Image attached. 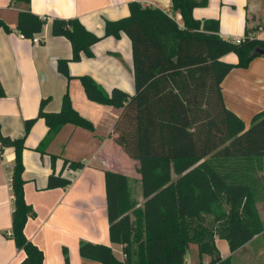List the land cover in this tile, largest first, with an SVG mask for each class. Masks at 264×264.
<instances>
[{"label":"trees","instance_id":"1","mask_svg":"<svg viewBox=\"0 0 264 264\" xmlns=\"http://www.w3.org/2000/svg\"><path fill=\"white\" fill-rule=\"evenodd\" d=\"M12 1L24 5L18 12L17 31L27 38L40 34L49 17L33 12L31 0ZM208 2L172 0V10L165 11L133 1L130 14L108 20L102 36L78 18L51 20L52 33L72 44V57L58 60L59 71L68 78H72L69 63L81 60L83 54L93 56L92 46L105 37L119 38L123 32L133 51L135 94L120 88L107 91L93 77L79 76L89 100L122 109L114 127L115 140L138 161L140 174L135 180L123 172H105L110 239L123 245L124 260L110 245L91 241L80 244L84 258L101 264H188L190 244L197 243L200 255L212 257L209 264H231L229 257L220 255L216 237L227 239L233 252L264 230L256 188L264 158V111L246 127L226 106L222 94V82L233 68L248 67L264 55L253 54L257 47L264 49V39L248 30L239 41L223 37L218 19L194 16V9ZM1 28L12 31L2 18ZM228 53H235L238 61H226ZM48 99L41 100L37 117L25 120L23 136L4 135L0 123V161L5 147L15 151L11 237L25 252L18 264L44 262L43 250L25 233L35 215L26 200L23 175V152L33 125L44 118L48 126L36 148L40 152L66 124L95 129L73 106L68 92L58 111L45 110ZM64 161L74 170L84 167L82 161ZM71 181L52 172L47 187H66ZM65 256L69 264L67 250Z\"/></svg>","mask_w":264,"mask_h":264},{"label":"crops","instance_id":"2","mask_svg":"<svg viewBox=\"0 0 264 264\" xmlns=\"http://www.w3.org/2000/svg\"><path fill=\"white\" fill-rule=\"evenodd\" d=\"M133 1L172 10V0H31L33 12L49 17L40 33L44 42L36 44L16 29L18 12L24 5L0 0V18L12 28L11 32L0 29L2 133L13 138L23 136L24 122L38 116L41 100L49 98L46 111H58L66 92L73 106L95 127L91 131L66 124L40 152L36 148L48 126L44 118H39L26 138L25 196L35 215L29 218L25 233L43 250V264H67L65 250L69 264H101L80 254L82 241L110 245L114 254L124 260L123 245L110 239L105 172L119 171L140 179L139 163L115 140L114 127L122 109L89 100L79 76L93 77L107 91L120 88L135 94L131 40L123 32L119 38H103L92 46L93 56L83 54L81 60L69 63L72 78H68L59 71L58 60L72 57V44L65 36L52 33L51 20L78 18L88 30L102 36L108 20L130 14ZM194 16L218 19L220 34L228 39L238 40L247 30L264 39V0H209L206 6L194 9ZM176 17L182 22L180 12H176ZM224 59L235 63L238 56L228 53ZM222 94L226 106L249 127L254 116L264 111V55L254 58L248 67L233 68L222 82ZM65 159L82 161L84 167L74 170L65 164ZM14 163V148L5 147L0 161V264H18L25 258V252L18 249L11 237L14 206L10 177ZM52 172L71 178V183L48 188ZM258 179L257 208L264 224V158ZM216 245L223 258L231 259V264H264V230L233 252L225 238L216 237ZM191 249L194 252L188 264H209L212 257L200 255L197 243H191Z\"/></svg>","mask_w":264,"mask_h":264},{"label":"rangeland","instance_id":"3","mask_svg":"<svg viewBox=\"0 0 264 264\" xmlns=\"http://www.w3.org/2000/svg\"><path fill=\"white\" fill-rule=\"evenodd\" d=\"M135 161H137V160H135ZM132 178L133 179H135V180H137V177L135 176V175H132ZM133 189H134V192H136V194H138V192H139V190H138V185H136V183H133ZM141 200H142V198H141ZM193 249L195 248V246L193 245V247H192ZM193 249H191V250H189L188 251V254H187V260H191L192 259V254H193V252H194V250ZM232 262V261H231ZM245 264V263H244Z\"/></svg>","mask_w":264,"mask_h":264},{"label":"built area","instance_id":"4","mask_svg":"<svg viewBox=\"0 0 264 264\" xmlns=\"http://www.w3.org/2000/svg\"><path fill=\"white\" fill-rule=\"evenodd\" d=\"M31 39H32L33 43H36V44H40V43H42V41L44 40V38H42V37L40 36V34H38V35L32 37ZM239 40H240V39H238L237 41H239ZM10 181H11V177H10Z\"/></svg>","mask_w":264,"mask_h":264},{"label":"water","instance_id":"5","mask_svg":"<svg viewBox=\"0 0 264 264\" xmlns=\"http://www.w3.org/2000/svg\"><path fill=\"white\" fill-rule=\"evenodd\" d=\"M264 54V49L261 48V47H257L254 51H253V54Z\"/></svg>","mask_w":264,"mask_h":264}]
</instances>
